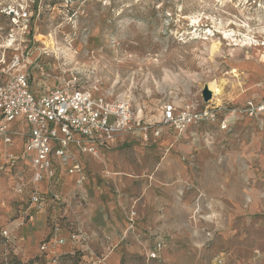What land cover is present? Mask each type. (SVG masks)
I'll use <instances>...</instances> for the list:
<instances>
[{"label":"rangeland","instance_id":"obj_1","mask_svg":"<svg viewBox=\"0 0 264 264\" xmlns=\"http://www.w3.org/2000/svg\"><path fill=\"white\" fill-rule=\"evenodd\" d=\"M215 43L223 53L211 55ZM16 59L21 64L12 69ZM18 69L31 75L35 88L74 84L110 100H130L134 118L154 129L147 138L141 129L125 135L129 153L133 135L148 143L159 139L164 106L264 96V0H0V83ZM233 70L239 78H232ZM221 79L231 81L219 103H205L203 89ZM114 122L110 116L108 124ZM256 126L249 124V195L258 204L251 210L249 202V225L239 221L233 237L226 212L202 211L199 223L206 230L222 224L221 232L184 245L171 263L153 264H264V129ZM7 155L0 151V264H52L26 261L10 233L12 222L40 209L30 180ZM210 216L216 219L206 220Z\"/></svg>","mask_w":264,"mask_h":264},{"label":"crops","instance_id":"obj_2","mask_svg":"<svg viewBox=\"0 0 264 264\" xmlns=\"http://www.w3.org/2000/svg\"><path fill=\"white\" fill-rule=\"evenodd\" d=\"M50 90L35 88L32 81L37 95ZM263 98L220 105L241 106ZM249 124L264 129V113L254 118L239 116L228 131L205 123L179 133L164 125L155 129L161 134L150 143L140 141V134L133 135L136 143L129 153L123 150L128 136L100 147L95 156L72 147L70 165L63 166L53 157L55 178L35 185L32 159L25 147L28 127L19 120L13 124L14 142L0 143V151L16 159L20 172L30 180L32 193L38 188L47 202L44 208L28 213L27 220L12 222L10 233L26 261L56 257L59 264H123L126 259L171 263L184 245L205 243L221 232L222 224L206 230L199 223L205 210L226 212L225 228L235 237L239 221L249 225V202L251 210L258 204L257 196L249 195ZM74 164L85 175L81 184L80 174L68 171ZM57 223L61 227L58 238L64 244H50L48 252L42 253L43 243L55 240ZM159 242L165 245L159 259L148 261L147 255Z\"/></svg>","mask_w":264,"mask_h":264},{"label":"built area","instance_id":"obj_3","mask_svg":"<svg viewBox=\"0 0 264 264\" xmlns=\"http://www.w3.org/2000/svg\"><path fill=\"white\" fill-rule=\"evenodd\" d=\"M20 59H16L12 69L19 68ZM75 80L76 77H75ZM98 91V90H97ZM93 89L76 85H59L48 93L37 95L32 91V77L25 70H14L10 77L0 83V143L11 145L17 133L13 124L19 120L26 123L28 131L24 134L25 147L32 159V183L38 184L46 179H54L56 172L52 168V158H57L61 165L69 166L74 159L72 147L80 153L97 155L100 147L113 145L117 138L133 133L136 129L147 133L152 125L142 126V120L134 118V108L130 100L98 95ZM264 113V98L255 102L248 100L244 105L197 106L185 103L183 106L170 104L163 107L162 124L171 126L179 133L187 128L202 124H215L222 131H228L232 121L239 116L249 118ZM113 116L115 122L108 124ZM161 132L155 131L159 137ZM69 173H79L81 184L85 175L80 165L74 164ZM32 201L39 209L46 205L45 199L35 188ZM132 216L135 213L131 214ZM131 228L133 221H130ZM61 227H54L55 240L44 242L41 252L46 253L53 246L64 244L58 238ZM165 245L156 244L147 255L148 261L159 259ZM52 264H59V258H52Z\"/></svg>","mask_w":264,"mask_h":264},{"label":"bare ground","instance_id":"obj_4","mask_svg":"<svg viewBox=\"0 0 264 264\" xmlns=\"http://www.w3.org/2000/svg\"><path fill=\"white\" fill-rule=\"evenodd\" d=\"M230 37L233 38L234 36V32L232 33H225V39H228ZM221 44L219 43H215L211 46V55H218V54H221L223 53L221 51V47H220ZM239 45H233V47H238ZM249 46V44H248ZM246 60H249V58H247ZM230 75H232V78L233 79H237L239 78V74H238V71L236 70H233ZM231 81L228 80V79H221V80H214V81H211L209 82L206 86L209 88V90L213 93V101L219 103V97H221L224 92H225V88L227 85H229V82Z\"/></svg>","mask_w":264,"mask_h":264},{"label":"water","instance_id":"obj_5","mask_svg":"<svg viewBox=\"0 0 264 264\" xmlns=\"http://www.w3.org/2000/svg\"><path fill=\"white\" fill-rule=\"evenodd\" d=\"M202 97L205 103H210L213 100V93L209 90V88L206 86L202 91Z\"/></svg>","mask_w":264,"mask_h":264}]
</instances>
